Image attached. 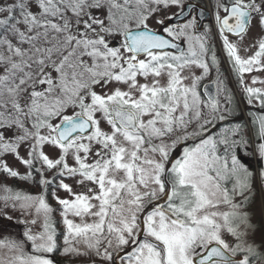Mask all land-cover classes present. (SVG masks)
Masks as SVG:
<instances>
[{
  "label": "snow or ice",
  "instance_id": "6c2138e0",
  "mask_svg": "<svg viewBox=\"0 0 264 264\" xmlns=\"http://www.w3.org/2000/svg\"><path fill=\"white\" fill-rule=\"evenodd\" d=\"M0 264H264V0H0Z\"/></svg>",
  "mask_w": 264,
  "mask_h": 264
},
{
  "label": "rangeland",
  "instance_id": "374dc122",
  "mask_svg": "<svg viewBox=\"0 0 264 264\" xmlns=\"http://www.w3.org/2000/svg\"><path fill=\"white\" fill-rule=\"evenodd\" d=\"M227 67H228L227 64L223 63V61H222V69L224 71H227ZM205 83H207V81H205ZM8 161L10 164H15V166L19 167L18 162H14L12 157H8ZM20 170L23 171L22 168ZM8 183H9V185L14 184L11 179L8 181ZM15 183H19V182L15 181ZM21 187H23V185H21ZM57 194L62 196V197L65 195V193L63 191H60ZM20 227H22V226H20ZM13 231H14V229H13Z\"/></svg>",
  "mask_w": 264,
  "mask_h": 264
},
{
  "label": "flooded vegetation",
  "instance_id": "af4514ba",
  "mask_svg": "<svg viewBox=\"0 0 264 264\" xmlns=\"http://www.w3.org/2000/svg\"><path fill=\"white\" fill-rule=\"evenodd\" d=\"M201 2H202V0H192V3H193V4L201 3ZM193 15H196V13L194 12ZM204 22H205V23H208L209 21H208V20H205ZM182 46H183V45H182Z\"/></svg>",
  "mask_w": 264,
  "mask_h": 264
},
{
  "label": "trees",
  "instance_id": "16d2710c",
  "mask_svg": "<svg viewBox=\"0 0 264 264\" xmlns=\"http://www.w3.org/2000/svg\"><path fill=\"white\" fill-rule=\"evenodd\" d=\"M15 184V181H12Z\"/></svg>",
  "mask_w": 264,
  "mask_h": 264
}]
</instances>
